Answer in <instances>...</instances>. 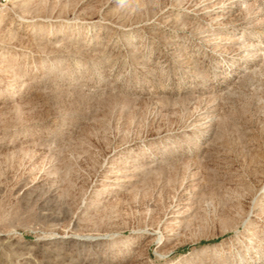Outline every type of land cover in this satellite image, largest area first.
<instances>
[{
  "label": "rangeland",
  "instance_id": "obj_1",
  "mask_svg": "<svg viewBox=\"0 0 264 264\" xmlns=\"http://www.w3.org/2000/svg\"><path fill=\"white\" fill-rule=\"evenodd\" d=\"M0 264H264V0H0Z\"/></svg>",
  "mask_w": 264,
  "mask_h": 264
}]
</instances>
